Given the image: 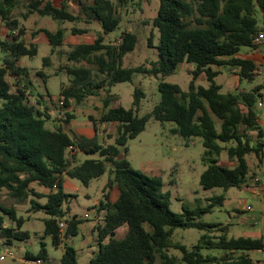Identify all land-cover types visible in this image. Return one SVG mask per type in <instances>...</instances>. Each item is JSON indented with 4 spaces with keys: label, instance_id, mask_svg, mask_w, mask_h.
I'll list each match as a JSON object with an SVG mask.
<instances>
[{
    "label": "trees",
    "instance_id": "1",
    "mask_svg": "<svg viewBox=\"0 0 264 264\" xmlns=\"http://www.w3.org/2000/svg\"><path fill=\"white\" fill-rule=\"evenodd\" d=\"M18 1L0 0V20L8 31L0 40L4 54L0 60V191L5 189L17 201L28 199L34 210L44 212L43 234L53 246L63 244L58 264H77V249L63 241L77 234L79 224L85 220V217L67 214L68 202L76 195L64 190V176L86 186L105 172L107 180L102 199L95 207V216L103 215L91 229L97 250L87 264H154L157 256L159 264H256L246 251L263 250L262 235L229 237L226 225L195 220L206 207L221 203L223 193L212 196L213 201L204 208L190 209L182 205L181 213L173 212L170 193L162 190L161 178L131 166L126 158V142L145 128L150 116L161 122L172 121L176 124L173 132L184 137H201L205 165L199 176L202 188L220 187L226 191L246 184L250 171L246 155L253 154L258 165L264 158V133L256 117V103L262 99L260 86L223 92L215 81L220 70L212 66L237 68L239 78L246 79L258 71L251 59L237 54L241 46L255 49L259 45L254 40L258 34L264 35V0H159L157 13L150 20L152 30L157 31V41L154 43L152 31L147 38V44L156 48L158 57L148 66H123L124 55L134 49L138 39L130 28L121 31L118 41L104 42L106 35L119 28V6L126 0H92L90 4H81L76 14L67 10L65 0L59 6L50 0H25L24 18L36 12L58 24L54 31L42 29L50 53L63 44L66 29L61 23L83 20L100 24V32L93 42L76 44L66 52V58L74 63L84 61L94 65L95 71L104 77L94 83L89 67L63 66L70 78L67 86L61 85L58 99L68 109L70 99L81 102L88 95H97L100 87H106V96L102 99L106 110L99 121L115 123V131L104 135V139H111L107 143L97 141L98 119L90 116L95 130L92 137L70 135L60 123L72 119L69 110L64 120L55 121L49 116L50 110L46 113L39 108L44 99L42 95L35 104L29 102L27 69L17 61L21 56H33L37 48L25 43V28L11 15ZM69 32L82 34L86 28L73 25ZM42 61L47 65L50 56L43 57ZM181 63L193 66L186 89L162 78L173 74ZM37 73L46 77L43 70ZM135 73L158 79L159 100L149 113L141 116L134 113L143 95L138 88L133 90L132 107H108L109 87L130 81ZM201 73L208 82L206 86L196 83ZM8 76L13 78V89ZM80 153L97 156L79 160ZM222 153L235 162L233 166L219 163ZM32 183L43 191H37ZM114 188L117 196L111 199ZM39 198H45L44 202H38ZM5 217L14 225L2 226ZM24 220L16 215L14 207L0 204L2 236L15 240L29 238L32 232L22 228ZM60 220L65 225L63 229L59 226ZM189 227L205 231L191 249L171 240L175 228ZM121 229L124 233L116 235ZM213 231L220 234L211 236L209 233ZM170 247L181 251L179 260L166 253ZM201 248L221 249L223 253L202 255ZM24 259H39L41 264H48L44 243L40 242L36 254L26 252Z\"/></svg>",
    "mask_w": 264,
    "mask_h": 264
},
{
    "label": "rangeland",
    "instance_id": "2",
    "mask_svg": "<svg viewBox=\"0 0 264 264\" xmlns=\"http://www.w3.org/2000/svg\"><path fill=\"white\" fill-rule=\"evenodd\" d=\"M81 1L86 3L92 2V0ZM112 1L118 2V0ZM22 3L25 4L26 1L19 0L15 7L16 11H14V14H11L12 17L19 20L20 24L29 16V14L26 18L22 16L26 11V6L23 7ZM71 3V9L74 12H78L79 10L76 8L78 1L72 0ZM158 6L159 0H126L123 5L119 6V14L121 16L120 26L106 35L104 41H118L121 31L125 28H130L137 34L138 39L134 49L126 53L123 57V66H136L140 64L148 66L150 61L157 59V50L154 46H149L147 44V38L150 31H152L154 35V43L157 41V31L156 29L152 30L150 20L156 15ZM80 16L83 18L82 14ZM40 19L41 18H38L36 14L27 19L25 24L28 33H30L29 29L31 28H34L33 30L35 31V28H37L40 23ZM257 19L258 23L261 24L262 19L258 13ZM66 24H68L67 26L69 29L73 25L82 28H84L83 26H88L89 35H78L75 37L77 41L90 40L91 37L93 39L98 32H100V27L97 25L96 21H93L91 24H86L83 20L72 23L67 22ZM41 25H44V23H41ZM2 27L7 31V28L0 20V29ZM67 36L68 41L75 40L69 32L67 33ZM68 48L69 47L66 45L58 47L59 51H56L55 54L51 56L50 45L39 42L37 44L36 54L33 56H21L17 62L19 65L24 66L27 69V84L29 87L27 95L29 96V102L35 104L38 97L42 95L44 98V105L42 103L41 106L39 105V108H43L46 113L47 110H50L51 115L49 114V116L54 120L56 119L57 114L56 100L59 98L61 85L63 83H69L70 78L64 67L74 65L73 61L66 58L65 53ZM259 48L264 50L262 45H260ZM255 51L254 48L241 46L238 54ZM3 55V51L0 50V60ZM45 56H50V58H52V63L50 65L43 64L42 60ZM58 66L60 70H57ZM261 66V72L257 71L251 79L243 77L239 78L238 88L233 87L235 86L233 85L230 90H248L259 85L264 100V64ZM92 67L95 68L94 65ZM190 68V65L181 63L177 66V69L173 74L163 76L162 78L164 81L177 83L182 89H186L188 82L191 79ZM38 70H43L44 72L50 73V75L43 77L37 73ZM53 70L57 73L52 74ZM231 72L232 71L229 68L222 66L220 67V72L215 80L228 79L229 76L232 75ZM8 81L11 83V88L13 89V78L8 76ZM93 81L96 83L99 80L95 78ZM157 82L158 79L153 76L135 73L130 81L111 85L108 90L110 95L108 107L122 106L125 109L132 107L131 102L133 99V90L138 88L143 92V95L140 97L139 105L134 110V113L138 116L149 113L152 106L159 100ZM196 83L204 86L208 84L203 73L197 77ZM225 89H227V86L224 84L223 90ZM99 90H102V93H100ZM99 90L98 92L100 94L90 97L91 103L88 106H82L83 104L80 106V102H76L73 99L74 102L72 101V103L76 108L72 111V119L66 123L60 122L63 129L68 134L72 135L75 133L86 136V129H92V125L88 121L84 110L85 107L86 109L87 107H90L92 115H95L96 119H98L100 109L97 108L94 103H98L100 100L102 103V99L106 96V91L103 86L100 87ZM101 109H104V107ZM259 118L262 119V115H260ZM50 123L52 122L50 121ZM96 126V138L99 143L103 142V135L105 132L108 131L113 133L115 131V124L111 122L104 123L98 120ZM175 126L176 124L172 121L161 122L150 116L146 122L145 128L134 138H131L126 142V158L131 166L147 173L148 175L161 178L163 182L162 190H167L170 193V209L176 213L182 212V205L190 209H193L196 206L204 208L213 201L211 199L212 196L223 193L224 199L221 203H215L211 207H206V211L201 212L199 216H195V220L226 225L227 235L229 237L240 235H262L264 240V191L261 192V195H256L251 192L249 186L246 184H241L238 187H230L226 191H223L220 187L210 189L202 188L199 184V176L204 170L205 165L202 161L203 145L201 137L181 136L172 131V128H175ZM218 126L219 125L217 124V127ZM261 128L264 133V124L261 125ZM78 129H81V132H79ZM252 134L254 135L255 133L252 132ZM94 155L97 156L96 154H78L81 158L95 157ZM220 157L222 158L220 162L222 165L231 167L235 163L228 160L225 153H222ZM246 158L251 171H260L263 168L262 165H258L253 154L246 155ZM106 180L107 172L99 178L91 180L86 186L75 178H65L64 190L76 195V197L71 198L68 202L67 206L69 207V210L67 214H76L80 217L86 214L88 219L84 220V223H82L89 225L94 218L98 217L95 216V207L99 200L102 199V188ZM68 181L70 182L69 186L67 185ZM44 200L45 198L37 199L40 203H43ZM0 204L14 207L16 209V215L22 216L25 219L22 228L32 232L30 237L25 240L10 239L0 234V256H4L3 258L0 257V264H31L25 261V253L30 252L36 254L40 248L41 241L44 243V247L47 251V263L58 264L62 254L63 244L61 243L59 246L55 247L52 245L49 237L43 234L42 218L44 212L42 210H34L28 199L17 201L16 199L9 197L5 189L0 191ZM63 208L66 209L65 205H63ZM101 215L102 213L99 214V216ZM11 225H14V222L5 217L2 226ZM204 232V230H199L193 227L175 228L171 235V240L191 249L198 242L199 236ZM123 233L124 229H121L116 235H122ZM209 234L211 236H217L220 234V231H213ZM86 238L89 242H86ZM63 242L70 243L73 246L77 245V247L80 246L77 249V264H87L89 258L97 250V242L88 228L84 230L81 227L77 234L65 239ZM9 252L12 253V257L8 255ZM246 252L256 264H264V249L248 250ZM166 253L177 260H179L182 255L179 249L173 247L168 248ZM200 253L202 255L220 256L223 253V250L201 248ZM159 262L160 258L157 256L154 264H159Z\"/></svg>",
    "mask_w": 264,
    "mask_h": 264
},
{
    "label": "crops",
    "instance_id": "3",
    "mask_svg": "<svg viewBox=\"0 0 264 264\" xmlns=\"http://www.w3.org/2000/svg\"><path fill=\"white\" fill-rule=\"evenodd\" d=\"M51 2H52V4L53 5H55V6H59L60 5V3H61V1L62 0H50ZM71 1L72 0H65V2H66V4H67V10L68 11H70L71 13H74V14H76L77 13V11L76 12H74L72 9H71V6H72V3H71ZM78 1V3H77V6H76V8H78L79 9V6L81 5V4H90V3H86V2H83V1H81V0H77ZM22 6L24 7V6H26V3L25 4H23L22 3ZM77 9V10H78ZM14 11H16V9L14 8L13 10H12V14H14ZM34 14H36L37 15V17L38 18H41L40 19V23H39V25L37 26V28H35V31L33 30L34 28H31V29H29L30 31V33H28V29H27V27H26V21H27V19L28 18H30V17H32ZM21 20V19H20ZM41 23L43 24L44 23V25H41ZM67 22H64V23H61L60 24V26L61 27H64L66 30H65V32H64V41H63V44L60 46V47H62V46H64V45H66V46H68L69 48H68V50L70 49V47H73V46H75L76 44H80V43H91V42H93V40H94V38L92 39V37H91V39L90 40H84V41H77L76 40V38L75 37H77L78 35H89V28H88V26L86 27V26H83L84 28H86V32H84V33H82V34H71L70 32H69V28H68V24H66ZM69 23V22H68ZM92 22H90V23H86V24H91ZM97 23V25L100 27V24L98 23V22H96ZM21 24L24 26V28L26 29L25 30V32L26 33H24V35H23V38H24V40H25V43L26 44H34L35 46H36V48H37V44L39 43V42H42V43H47V44H49V42H48V39H47V37H46V35H45V33L42 31V29H47V30H49V31H54L57 27H58V24L55 22V21H53L51 18H49V17H47V16H41V15H39V14H37L36 12H32V13H30L29 14V16L26 18V20L25 21H23V22H21ZM100 29V28H99ZM98 29V30H99ZM100 31V30H99ZM70 33L71 34V36H73L74 37V39L75 40H73V41H68L67 40V38H68V36H67V33ZM6 34H7V31L2 27L1 29H0V40H2L5 36H6ZM70 36V35H69ZM105 39H106V36H105ZM264 39V38H263ZM263 39L261 40V42L260 43H258L259 45H258V47L257 48H255L254 50H256L255 52H251V53H247V52H245L244 54H237L238 56H240V57H243V58H248V59H251L254 63H255V65H256V67H257V70L259 71V72H261L260 71V68L262 67L261 65H263L264 64V50H261V48H259L260 47V45H262L263 46V49H264V41H263ZM105 42V41H104ZM108 42V41H107ZM107 42H105V43H107ZM67 50V51H68ZM56 51H59L58 50V47L56 48V50L54 51V52H52V53H50L51 54V56H53L54 54H55V52ZM66 51V52H67ZM66 54V53H65ZM19 61V60H18ZM17 61V62H18ZM52 63V58H50V61H49V63L47 64V65H50ZM18 64V63H17ZM74 65H77V66H87V67H89L90 68V71H91V74H90V76L91 77H93V79H95V78H97V79H102L103 77H104V74H100L99 72H97V71H95V69L92 67V66H90V65H87L84 61H80V62H76V63H73ZM184 64H186V63H184ZM19 65V64H18ZM188 65H190L191 66V68H190V70L193 68V66L191 65V64H188ZM258 66H259V68H258ZM261 66V67H260ZM58 69L57 70H60L59 69V66L57 67ZM212 68H214V69H219L220 70V68L219 67H214V66H212ZM232 72V75L231 76H229V78L228 79H220V80H218V81H216L218 84H220V86H221V91H223V92H225V91H228V90H230V88H232V86L233 85H235V86H233V87H235V88H238V79H239V76H238V74L236 73V68H232V69H230ZM44 72V71H43ZM45 73V76L47 77L48 75H50V73H47V72H44ZM57 72L56 71H52V74H56ZM219 74V73H218ZM216 78V77H215ZM67 84L68 83H63L62 85H65V86H67ZM226 85L227 86V89H225V90H223V85ZM106 88V87H105ZM240 90H242V89H240ZM100 91V90H99ZM100 93H102V90L100 91ZM99 92L97 93V94H100ZM90 97H94V95H88V96H86L85 98H83V100L79 103V105L81 106V104H83L82 106H88L90 103H91V100H90ZM72 101H73V99H70L69 100V104H68V110H69V112H71L72 113V111L73 110H75V105L72 103ZM101 101V100H100ZM98 102V103H94V105L97 107V108H99L100 109V111H99V117L101 116V114L106 110V109H101L102 107H103V105H102V103L101 102ZM262 101H263V103H264V100H263V98H262ZM74 102V101H73ZM87 110H89V111H87ZM86 113V117H87V119H88V121L91 123V125H92V129L91 130H88V129H86V137H92L93 136V134H95V130H94V126H93V122L90 120V116H92L93 117V119L94 120H96V116L94 115H92V112H91V109H90V107H87V109H86V107H85V110H84ZM99 117H98V120H99ZM258 122L260 123V125H263L264 124V114L262 115V119H260V118H258ZM104 123H106V122H104ZM112 123V122H111ZM113 124H115V123H113ZM81 129H78V131L79 132H81L80 131ZM108 132V131H107ZM107 132H105V133H107ZM110 133V132H109ZM105 135V134H104ZM103 135V136H104ZM109 140H111V139H104L103 140V142L104 143H107ZM95 156V155H94ZM96 157V156H95ZM77 158L79 159V160H83L84 158H81V157H79L78 155H77ZM247 159V158H246ZM221 160H222V158L220 157L219 158V163L221 162ZM231 162H233V161H231ZM247 163H248V161H247ZM248 165H249V163H248ZM250 167V166H249ZM255 173H264V167L259 171V170H254V171H249V173H248V176H247V179H249V177H250V175L251 174H255ZM65 178H68V177H66V176H64V179H63V187H64V181H65ZM37 191H43V188L42 187H40V186H38L37 184H35V183H32L31 184ZM67 185L69 186L70 185V182L68 181V183H67ZM116 196H117V190L114 188L112 191H111V194H110V197H111V199H115L116 198ZM76 197V196H75ZM98 205V204H97ZM103 215V214H102ZM102 215L101 216H98V217H96V218H94V220L93 221H91V223L89 224V225H87V224H83V223H81V224H79V226H78V228L80 229L81 227L85 230L86 228H88L90 231H91V229H92V226L94 225V223L98 220V219H100L101 217H102ZM81 217H83V215L81 216ZM88 219V217H85V220H87ZM86 242H89L88 241V239L86 238ZM81 243V242H80ZM76 249H78L80 246H78L77 247V245L76 246H74ZM62 252H63V248H62ZM261 263V262H260Z\"/></svg>",
    "mask_w": 264,
    "mask_h": 264
},
{
    "label": "built area",
    "instance_id": "4",
    "mask_svg": "<svg viewBox=\"0 0 264 264\" xmlns=\"http://www.w3.org/2000/svg\"><path fill=\"white\" fill-rule=\"evenodd\" d=\"M264 38L263 34H258L257 37L255 38V43H260L261 40ZM56 119L59 120H64L66 118V113L68 111L67 107L64 104V101L62 99H57L56 100ZM264 114V103L262 99H259L256 103V117L259 118L260 115ZM264 167V158L261 164ZM246 184L249 186L251 192L255 193L256 195H261V192L264 191V173H255L251 174L249 179H247ZM87 215L84 214L83 217H86ZM59 226L63 229L64 228V223L63 221H59ZM9 256L12 257V253H8ZM3 258L4 256H0ZM28 263L31 264H41L39 259L35 260H25Z\"/></svg>",
    "mask_w": 264,
    "mask_h": 264
},
{
    "label": "water",
    "instance_id": "5",
    "mask_svg": "<svg viewBox=\"0 0 264 264\" xmlns=\"http://www.w3.org/2000/svg\"><path fill=\"white\" fill-rule=\"evenodd\" d=\"M111 235H113V232L111 233Z\"/></svg>",
    "mask_w": 264,
    "mask_h": 264
}]
</instances>
